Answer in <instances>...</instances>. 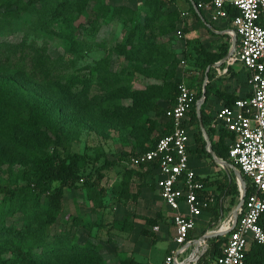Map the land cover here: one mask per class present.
I'll list each match as a JSON object with an SVG mask.
<instances>
[{"label":"rangeland","instance_id":"374dc122","mask_svg":"<svg viewBox=\"0 0 264 264\" xmlns=\"http://www.w3.org/2000/svg\"><path fill=\"white\" fill-rule=\"evenodd\" d=\"M194 1L0 0V75L24 73L27 80L21 81L26 87L51 98L58 107L57 136L46 142V150L99 155L80 165L78 187L63 188L61 210L40 233L49 243L57 234L69 241L61 245L92 242L104 264H119L126 258L161 264L173 246L162 229L168 215L155 178L143 176L131 157L164 129L161 114L140 113L143 103L164 109L178 81L191 86L196 102L204 69L218 58L215 42L192 34L200 28L191 12ZM177 29H182L181 34ZM223 45L226 50L228 44ZM242 68L236 63L220 75L211 69L210 84L218 81L228 88L231 73ZM242 81L248 83L247 78ZM6 134L0 117V184L22 187L31 178V152L11 144ZM213 164L209 175L228 186L222 192L211 184L210 197L220 200L223 217H228L239 201L240 187L230 170ZM87 180L93 182L90 196L83 185ZM233 184L236 192L231 190ZM2 197L0 192V201ZM24 217L31 219L17 211L7 214L5 225L21 227ZM154 225L161 227L157 234L151 230ZM204 225L198 220L197 229ZM221 226L217 221L207 224L209 232ZM145 230L154 238L145 236ZM206 248L204 243L197 259Z\"/></svg>","mask_w":264,"mask_h":264},{"label":"built area","instance_id":"2783aa9c","mask_svg":"<svg viewBox=\"0 0 264 264\" xmlns=\"http://www.w3.org/2000/svg\"><path fill=\"white\" fill-rule=\"evenodd\" d=\"M196 7L206 11L212 20L229 19L238 36V45L225 63L227 66L239 63L247 71L249 93L236 97L229 105L222 104L212 119L213 126L232 134L228 157L243 177L249 179L253 191L245 195L237 221L228 231L220 255L211 264H242L251 241L264 244V0H209ZM230 8L237 10L231 17ZM193 100L194 92L179 81L174 103L164 116L170 131L159 137L150 149L131 157L134 167L148 162L155 164L156 189L170 212V229L176 247L162 264L181 263L192 255L187 264L195 263L200 248L195 251L196 246L190 247V231L202 211L215 204L209 197L198 196L203 184L189 166L186 119ZM158 230L159 225L152 227V231ZM184 253L187 257L182 258Z\"/></svg>","mask_w":264,"mask_h":264},{"label":"trees","instance_id":"16d2710c","mask_svg":"<svg viewBox=\"0 0 264 264\" xmlns=\"http://www.w3.org/2000/svg\"><path fill=\"white\" fill-rule=\"evenodd\" d=\"M207 1L209 0H195L194 3L197 5ZM198 9L202 10L201 8ZM236 13L235 8L229 9L230 17ZM194 14L197 13L194 12ZM22 79L27 80V77L21 72L0 75V117L5 124L6 135L9 137L11 144L22 146L30 151L32 160L31 178L25 186L10 188L7 185L0 184V192H3L0 201V264H104L97 246L92 242L86 241L79 245L71 243L70 245H61L69 244V241L63 239L61 234L54 235L55 241L52 243H49L40 235L48 224L54 222L56 213L61 210L63 188L78 187L76 180L78 179L77 172L80 165L85 164L87 161L97 160L99 155L94 157L80 153L60 155L46 150V142L51 140L50 137L57 136L54 116L55 111L58 110L57 104L51 98L42 97L35 89L26 87L21 81ZM177 83L174 85V94L164 109L156 107L154 103L145 101L140 113L154 111L155 115L165 116L167 108L174 103ZM206 93H209V89H206ZM215 94L223 98L226 105L231 104L235 99L221 91H215ZM194 104L195 94L191 107L187 112L191 113L192 120L196 119ZM201 115L202 122L206 125L205 114L201 113ZM169 131L170 124L166 121L162 133L134 156L150 149L159 137ZM226 138H229L230 141L232 134L226 129L220 128L218 140L211 144V148L218 156L231 162L228 157V146L225 144ZM202 151H205L204 147H202ZM136 167L140 168L139 171L143 176H154L155 174V164L152 162L142 163ZM244 178L247 195L253 191V188L249 179ZM54 182L59 184L52 186ZM216 182V187L220 188L222 192L228 186L227 183ZM202 184L203 189L198 192V196L207 198L206 184L203 181ZM83 185L90 196L93 182L87 180L84 181ZM142 187L143 185H139V189ZM231 190L233 192L237 191L236 184H233ZM42 204H44V208ZM216 204L215 207L209 208L213 220L217 218L220 208V203ZM6 205L7 208L3 209L2 206ZM28 206L31 207L29 211ZM15 211L20 212L22 216L29 214L31 219L27 220L24 217L23 225L18 228L13 224L5 225V215L12 214ZM164 219H166L164 224H170L169 217ZM262 224L264 226V218ZM143 234L154 238L150 231L145 230ZM36 235L39 238L36 239ZM227 237L228 233L208 239L206 250L194 264H211L220 255L221 247L226 242ZM28 242H33V246L27 245ZM35 247L38 250H35ZM7 252L8 256L5 255ZM119 264H139V261L126 258L121 260ZM242 264H264V244L251 241L246 248Z\"/></svg>","mask_w":264,"mask_h":264},{"label":"crops","instance_id":"0c3cea01","mask_svg":"<svg viewBox=\"0 0 264 264\" xmlns=\"http://www.w3.org/2000/svg\"><path fill=\"white\" fill-rule=\"evenodd\" d=\"M192 9H193V11H191V12H193V14H194V12L197 13L196 15L194 14L195 15L194 20L199 22V25H200V28H197V30L195 32H192V34L195 33V35H204L203 39L209 38L208 41L211 40L212 42H215V47H214L213 52H216L215 54L218 55V58L216 60H214L211 64L207 65L204 69V73H205L204 81H203V83H201V88H200V91H201L200 97L202 96V94H204V99H203L201 106H200V115H198L197 111H196V102L194 104L196 119L192 120L191 119V113H187L186 122L189 125V142H188L187 150H188V155H189V166L192 170L195 171L196 177L198 179H200L201 182L203 181L206 184V187H205L206 193H207L209 198H211L215 201V204H214V207H215V205H217L216 203H220V200L219 199L217 200L216 198L210 197L211 193L209 192V189L211 188V186L213 184H215V185L217 184V182L214 181L216 179V177H211L209 175V173L211 172L210 168H214L213 163H215L220 168H227L228 170H230L234 174V171L232 170L231 167H227V166H224L220 163H217V161L210 154V150H212L211 144L215 143L218 140L219 129H220V128H217V127L212 125V119H213L215 111L225 102V100L223 98H221L215 94V91H221L222 93H225L227 95L232 96L233 98H236L239 96L247 95L249 93V85H248V83L246 84L245 82L242 81V79L243 78L246 79V76H247V71L245 70L244 67L237 74L233 73V72L231 73V77H230L231 79L228 81L231 85L228 88L221 87L218 81H215V83H213V85L210 84L211 81L208 79V74L211 72V69L217 70L219 75L225 73L226 70L228 69L229 66L226 65V63H225L226 61L221 63V64H219V62L231 50L232 44L234 42H235L234 49L237 47L238 36L233 32L232 25H231L229 19H219L216 21L212 20L210 18L209 14L204 10L200 11L196 7L194 2H192ZM177 30H180L182 32V29H177ZM223 43L228 44V48L226 50H222L223 46H224ZM224 64H225V67L223 68V72L219 73L220 68L223 67ZM225 68H226V70H224ZM219 75L212 77V79L218 77ZM236 80L240 81L239 85H236ZM188 86H189V88L191 87L190 85H188ZM206 89H209L208 94L206 93ZM201 113L205 114L206 122H207L206 125H204L202 122ZM162 118H163V122L167 121L164 116H162ZM197 140H198V142H197ZM202 142H203V145L201 146ZM225 144L229 148V144H230L229 138L225 139ZM202 147H204V150L206 152L202 151ZM207 153H209V154H207ZM214 154L219 159L227 161V160L223 159L222 157L218 156L215 152H214ZM211 160L213 161V163L211 162ZM227 162H229V161H227ZM229 163H231V162H229ZM211 164H213L212 167L210 166ZM217 173L219 174V171H217ZM209 208H213V207L211 206ZM209 208L204 209L202 211L201 215L196 219L195 228L190 231V236L192 239V241H191L192 243H191L190 247L196 246V247L200 248L203 246L204 243H206V245H207L208 239H210L212 237L207 238L204 242H199V243L195 242V240L199 239L202 236L201 231L204 230L205 233L209 232L208 228H207V224L210 225V224L217 221L218 225L222 224V226L220 228H223V222L227 218V216H225L226 218L223 217L222 209L219 208L217 218L213 220V215H212L211 210ZM165 209H166L167 215L169 217L170 212L166 206H165ZM201 219L204 220L205 225L201 229H197L198 220H201ZM231 223H232V221L230 222V224ZM169 228H170V224H164L162 229H164L165 232H167L172 238V231ZM160 230H161V227L159 225V230L156 231V234ZM172 241H173V239H172ZM175 247H176V244L173 241V246L168 248L169 252L167 253V255L170 254L171 250L175 249ZM163 260H162V263H163Z\"/></svg>","mask_w":264,"mask_h":264},{"label":"water","instance_id":"95a60500","mask_svg":"<svg viewBox=\"0 0 264 264\" xmlns=\"http://www.w3.org/2000/svg\"><path fill=\"white\" fill-rule=\"evenodd\" d=\"M234 47H235V42L232 44V48L227 53V55L220 60L219 64L225 62L231 56V54L233 53ZM203 99H204V94H202V96L196 101V111H197L198 115H200V106H201V103H202ZM210 154L217 161V163H220V164H222L224 166L232 168V170L234 171V174H235V176L237 178V183H239L240 197H239L238 203L236 204V206L234 207V209L232 211L233 219H232L231 226L228 229H225V230H217V231L213 230V231H210V232H206L199 239L195 240V242H197V243L204 242L207 238H210V237L227 234L228 231L231 228H233V226L235 225V223L237 221L238 209L242 205L243 199H244V197L246 195V181H245V178L243 177V175L241 174V172L239 170H237L233 164H231V163H229L227 161L221 160L218 157H216V155L214 154V152L212 150H210ZM176 255H177V253L175 254V256ZM173 264H180V263H178L177 261H174Z\"/></svg>","mask_w":264,"mask_h":264},{"label":"bare ground","instance_id":"6f19581e","mask_svg":"<svg viewBox=\"0 0 264 264\" xmlns=\"http://www.w3.org/2000/svg\"><path fill=\"white\" fill-rule=\"evenodd\" d=\"M232 219H233V216H232V214H231L230 216H228V217L224 220V222H223V228H220L219 230H225V229H227V227H228L229 223L232 221ZM196 249H197V247L195 248V251H196ZM193 257H194V255L188 257L187 259H185V260L183 261V263L187 264V262L190 261L191 259H193ZM186 260H187V261H186Z\"/></svg>","mask_w":264,"mask_h":264}]
</instances>
